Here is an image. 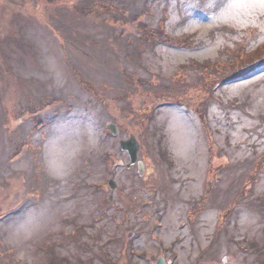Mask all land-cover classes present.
<instances>
[{
  "label": "rangeland",
  "instance_id": "rangeland-1",
  "mask_svg": "<svg viewBox=\"0 0 264 264\" xmlns=\"http://www.w3.org/2000/svg\"><path fill=\"white\" fill-rule=\"evenodd\" d=\"M257 2L0 0V264H154L158 251L168 264H193L215 235L224 264H264V168L253 162L264 152V70L223 84L215 99L224 102L207 114L201 103L159 105L195 97L189 84L221 76L239 46L264 47V9L248 7ZM165 23L171 35L190 34L192 47L152 46L137 33ZM192 59L219 67L183 70L180 81L179 66ZM162 75L172 76L168 86ZM51 118L58 122L43 127ZM112 121L117 140L106 135ZM130 132L142 142L141 171L125 167L119 148ZM106 153L124 162L113 174ZM209 155L219 181L189 226ZM43 165L44 176L31 178ZM18 200L39 204L18 214Z\"/></svg>",
  "mask_w": 264,
  "mask_h": 264
},
{
  "label": "trees",
  "instance_id": "trees-1",
  "mask_svg": "<svg viewBox=\"0 0 264 264\" xmlns=\"http://www.w3.org/2000/svg\"><path fill=\"white\" fill-rule=\"evenodd\" d=\"M262 61H264V47L257 49V51H251V52L248 51L243 52V49L240 48L234 53H232V55H230V58L227 59V62H225L227 64L225 66V71L223 74L226 75V77H222V78L228 79L236 75H239L243 73L244 70ZM214 66H215L214 61H206L202 64L198 63L196 65L195 64L192 65V67H201L203 71L207 73L215 72L216 69H213ZM216 67L219 66L216 65Z\"/></svg>",
  "mask_w": 264,
  "mask_h": 264
},
{
  "label": "water",
  "instance_id": "water-1",
  "mask_svg": "<svg viewBox=\"0 0 264 264\" xmlns=\"http://www.w3.org/2000/svg\"><path fill=\"white\" fill-rule=\"evenodd\" d=\"M122 147L124 149H128L131 156H132V162L135 161L136 159V153H137V149L139 147V144L137 142V140L135 139V137L132 135L131 138L127 141H122Z\"/></svg>",
  "mask_w": 264,
  "mask_h": 264
},
{
  "label": "snow or ice",
  "instance_id": "snow-or-ice-1",
  "mask_svg": "<svg viewBox=\"0 0 264 264\" xmlns=\"http://www.w3.org/2000/svg\"><path fill=\"white\" fill-rule=\"evenodd\" d=\"M190 2H191V6L192 7H197L198 6V0H190ZM248 7H260L262 9H264V0H258L257 3L250 4V5H248Z\"/></svg>",
  "mask_w": 264,
  "mask_h": 264
}]
</instances>
